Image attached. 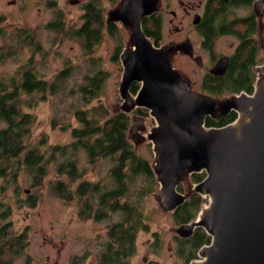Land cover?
<instances>
[{
    "label": "water",
    "instance_id": "1",
    "mask_svg": "<svg viewBox=\"0 0 264 264\" xmlns=\"http://www.w3.org/2000/svg\"><path fill=\"white\" fill-rule=\"evenodd\" d=\"M158 1L117 0L105 12L106 24L120 23L128 31L117 87V110L133 113L128 138L134 150L151 143L150 166L158 183L153 196L164 212H174L190 194L207 199L195 219L173 228L181 238L195 228L209 236L188 264H264V64L255 68L251 94L217 99L194 91L170 61L180 46H155L142 29ZM227 65L221 57L212 73L222 75ZM134 83L138 89L132 93ZM141 108L154 121L150 127L134 112ZM231 111L236 112L232 122L205 125L207 117L219 119ZM200 172L205 176L191 184L188 195L178 190Z\"/></svg>",
    "mask_w": 264,
    "mask_h": 264
},
{
    "label": "rangeland",
    "instance_id": "2",
    "mask_svg": "<svg viewBox=\"0 0 264 264\" xmlns=\"http://www.w3.org/2000/svg\"><path fill=\"white\" fill-rule=\"evenodd\" d=\"M87 1L0 0V80L9 84L13 77H18L19 69L23 72L32 66L38 78L50 83L61 70H67L57 92L46 93L44 97L21 96L22 111L35 118L31 126L33 145L40 146L38 140L42 135L47 136L48 144L68 143L71 128L79 125L74 115L76 109L102 105L112 114L118 111L121 100L117 87L122 72L119 53L127 44L128 31L116 24L110 33L104 26L99 41L88 51L76 34L84 21L83 4ZM115 3L116 0L100 1L103 16ZM58 19L63 26L60 30L52 27V22ZM230 44V39L223 38L217 47L225 50ZM258 57L264 61V50ZM177 66L189 72L180 61ZM98 70L103 76L98 97L85 105L77 88L86 76H93ZM139 110L147 127L154 124L146 109ZM54 122L58 123L53 126ZM135 151L150 164L153 162L150 142L138 145ZM83 163L86 173L81 179L108 183L111 160L99 158L95 163ZM54 171L52 168L38 186L31 185L32 178L23 169L15 181L0 177V224L8 222L11 234L26 233L25 247L10 264H101L98 256L108 240V227L119 220V213L110 212L100 220L82 218L77 198L65 203L50 191L48 181L54 178ZM77 182L79 179L73 187ZM193 183L189 178L178 189L188 195ZM157 189L158 183L144 198L148 229L137 232L130 264H184L175 253L177 240L173 228L179 224L175 223L172 212L161 209L153 196ZM30 202H35V206L31 207ZM206 202L204 199L203 204ZM7 210L10 213L3 215Z\"/></svg>",
    "mask_w": 264,
    "mask_h": 264
},
{
    "label": "trees",
    "instance_id": "3",
    "mask_svg": "<svg viewBox=\"0 0 264 264\" xmlns=\"http://www.w3.org/2000/svg\"><path fill=\"white\" fill-rule=\"evenodd\" d=\"M100 1L88 0L83 4L84 21L76 31L88 51H91L92 44L99 41L104 29ZM52 27L57 30L63 28L59 19L52 22ZM107 28L111 33L114 25L109 24ZM234 58L236 62L233 67L212 90L219 93L252 91L254 74L251 67L255 63V55L245 50ZM66 71L61 70L49 83L38 78L33 67L29 66L28 70L22 72L21 68L16 72L18 77L11 79V85L0 80V177L15 181L23 169L32 178L31 185L38 186L53 168L55 176L48 181L50 191L65 203L77 198L81 204L79 215L82 218L100 220L110 212L119 213V220L108 227V240L98 259L101 264H130L137 232L148 229L143 201L155 190L156 181L149 161L136 154L128 138L129 115L119 111L112 114L102 105L76 109L74 115L79 125L71 128L68 143L48 144L46 135L39 138L40 146L31 142V126L35 118L22 111L21 96L44 97L46 93L57 92ZM100 71L86 76L84 83L77 88L79 99L85 105L98 97L103 82ZM136 88L135 83L131 91L134 92ZM234 117L235 113L231 112L218 124L208 119L206 125L222 126ZM99 158H108L113 163L109 169L108 183L102 185L81 179L86 173L83 162L95 163ZM204 176L205 173L200 172L192 174L190 178L193 182H199ZM77 179L79 182L73 187ZM203 203L204 199L199 194H192L172 212L175 223L195 219ZM29 205L33 207L35 202ZM9 213L7 210L3 215ZM8 225V222L0 224V264H10L26 245V233L11 234ZM208 242L209 236L205 231L195 228L189 238L177 240L175 253L184 264H188L197 258L198 249Z\"/></svg>",
    "mask_w": 264,
    "mask_h": 264
},
{
    "label": "flooded vegetation",
    "instance_id": "4",
    "mask_svg": "<svg viewBox=\"0 0 264 264\" xmlns=\"http://www.w3.org/2000/svg\"><path fill=\"white\" fill-rule=\"evenodd\" d=\"M258 1L159 0L158 9L151 15L144 17L141 26L153 45L180 46L171 53L170 61L172 66L189 80L194 91L217 99L242 92L251 94L257 78L255 68L264 64V61L258 57V53L264 50V0L262 3H258ZM105 18H103V23L107 28L109 24L105 23ZM223 38L231 40L229 49L220 50L217 47L218 42ZM245 50L255 55V63L251 67L254 74L252 91L240 90L238 92L219 93L212 90L233 67L236 62L234 56ZM221 57H227L228 65L222 75H216L212 73V70ZM178 61L185 64L189 72L178 67ZM136 85L137 90L138 84L136 83ZM135 91L131 92L135 93ZM138 110L136 109L134 112L139 114ZM231 112H234L236 117V112ZM224 117L219 119L207 117L205 125L208 119L218 124ZM211 126L219 127L218 125ZM175 238L176 240L183 239L177 235Z\"/></svg>",
    "mask_w": 264,
    "mask_h": 264
}]
</instances>
